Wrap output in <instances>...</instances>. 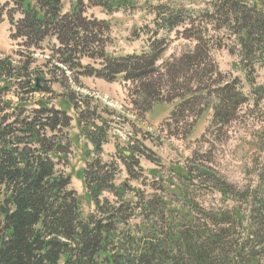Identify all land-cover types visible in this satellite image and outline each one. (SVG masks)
Returning <instances> with one entry per match:
<instances>
[{
  "label": "trees",
  "instance_id": "trees-1",
  "mask_svg": "<svg viewBox=\"0 0 264 264\" xmlns=\"http://www.w3.org/2000/svg\"><path fill=\"white\" fill-rule=\"evenodd\" d=\"M11 2L14 8L10 3L0 4V21L6 13L13 26L11 39L21 41V50L13 56H0V264H264V201L256 225L241 244L231 241L234 237L229 230L235 220L231 222L227 214L202 212L205 218L194 221L186 211L188 204L178 210L165 202L168 185L164 179L155 172L148 173L153 182L145 177L137 155L148 157L150 151L138 140L128 147L129 156L119 149L116 156L104 158L108 128L97 125L100 117L89 103L81 109L82 100L73 92L80 85V75L108 82L124 75V81L139 85L133 96H143L148 109L160 103L165 78L166 83L170 78L172 84L194 80L202 85L211 75L219 77L217 70L207 66L209 50L197 49L176 66L168 62L157 66L165 41L153 44L149 55L106 56L102 50L108 26L94 18L87 20L85 10L100 7L112 13L132 7L133 0H89L86 7L78 0L68 14H63V0ZM156 10L160 29L171 33L183 28V38L198 36L200 44L208 43L204 41L208 30L196 28V22L182 11H171L167 5ZM18 13L23 18L15 20ZM212 13L199 16L200 21H214L216 29L236 35L242 71L250 81L264 70V0H251L250 5L222 0L213 5ZM50 38L60 47L48 44L52 55L38 67L37 53ZM85 58L101 59L102 68L81 74L80 61ZM51 60L57 63L55 73L61 88H65L67 74H73L70 96H59L49 86L51 81L45 75H49ZM38 78H42L40 89L36 87ZM178 90L183 91V86ZM252 91L264 99V88ZM215 94L220 104L213 123L226 125L236 107L246 102L239 100L242 94L233 82ZM189 103L184 100L179 108L189 107ZM67 106L74 110L75 118ZM74 121L92 146L91 150L84 147L87 161L82 177L86 197L94 206L86 216L72 188L70 132ZM124 171L127 179L119 182ZM202 176L216 177L207 172ZM182 177L193 183L187 173ZM132 182L147 190L133 187ZM217 190L223 196L227 193L218 184ZM244 221L240 217L236 225L242 227Z\"/></svg>",
  "mask_w": 264,
  "mask_h": 264
},
{
  "label": "rangeland",
  "instance_id": "rangeland-1",
  "mask_svg": "<svg viewBox=\"0 0 264 264\" xmlns=\"http://www.w3.org/2000/svg\"><path fill=\"white\" fill-rule=\"evenodd\" d=\"M82 1L84 5L87 3V0ZM221 1L136 0V4H132L136 5L132 12L105 17L111 28L106 23L108 30H104L102 50L106 56L112 58L142 56L152 53L153 44L165 41L162 58L157 66L167 62L176 66L181 58L193 56L197 49L205 48L209 50L207 66L210 65L211 70H217L219 77L211 75L212 79H207L202 85L194 80L191 83L182 80L172 84L170 78L166 83L165 78L159 94L160 103L148 109L143 105V96H133L137 94L139 85L124 82V75L118 76L115 83L80 75L77 79L80 85L75 86L73 92L82 100L81 109L84 111L89 103L91 109L96 111V116L100 117L96 121L97 125L105 124L108 128L109 143L103 147L106 160L110 156H116V147L128 150L127 135H131L132 142L138 140L150 151L148 157L137 155L145 177L153 182L154 179L148 173L155 172L166 181L168 186L164 196L167 204L178 210H183L184 204H188L186 211L190 212L194 221L205 218L202 212L227 214L231 222L235 220L229 230V235L234 237L231 241L241 244L248 232L251 234V226L256 225L257 214L261 213L260 203L264 201V99H260V94L252 91L264 88V70H260L249 81L242 71L241 48L235 42L236 35H228L227 29H216L217 24L214 21L209 23L205 18L203 23L200 21L199 16H205V13L211 16L213 5ZM240 1L248 5L251 3V0ZM76 3L77 0H74L66 2L64 6L70 9ZM159 5H167L171 11H182L187 18L196 22V28L207 29L209 34L205 41L208 43L200 44L197 41L198 36L192 40L183 38L180 36L183 28L171 33L160 29L156 14ZM3 17V21H0V56H13L14 52L21 50V41L11 39L13 26L4 14ZM19 17L16 14L15 19L18 20ZM48 44L53 48L60 47L55 38L44 43V50L38 51L36 56L38 67L44 65L52 55ZM80 63L82 67L79 72L84 74L86 70H100L103 61L99 58H85ZM56 65L51 60L50 72L44 71L49 74H44L46 80L51 81L49 86L55 94L70 96L74 85L71 82L73 74H67L68 79H63L66 81L65 88H61L59 79L56 78ZM232 82L235 83L236 91L242 94L243 99L239 100H245L246 103L236 107L230 123H213L215 109L220 104L215 92ZM180 86H183V91L178 90ZM187 95L191 96L185 99ZM190 99H193L192 103H189ZM175 100L177 103L173 104ZM184 100L189 103V107L179 108ZM67 110L75 118L74 110L69 106ZM70 136L73 152L70 160L72 188L77 192L81 212L86 216L92 213L94 206L86 197L82 177L87 161L84 147L91 150L92 146L79 131L75 121L72 123ZM203 172L216 177L213 179L202 176ZM184 173L192 178L193 183H186L182 177ZM126 179L127 174L124 171L119 182ZM217 184L226 190L225 196L217 190ZM131 185L147 190L138 182H132ZM240 217L245 220L242 227L236 225ZM180 222L185 224L183 220ZM261 253L264 254V249Z\"/></svg>",
  "mask_w": 264,
  "mask_h": 264
},
{
  "label": "crops",
  "instance_id": "crops-1",
  "mask_svg": "<svg viewBox=\"0 0 264 264\" xmlns=\"http://www.w3.org/2000/svg\"><path fill=\"white\" fill-rule=\"evenodd\" d=\"M8 1L9 0H2V2H8ZM72 1H74V0H64V4L66 2L70 3ZM134 1L136 2V0H134ZM68 10L69 9L65 7V13L68 12ZM128 13H130V11H127V12H118V13H114L112 15H107V13H105V11H103V9H101V8H93L92 10L89 11V15H91L92 17L97 18V19H99L101 21H109V20L105 19V17H112L115 14L124 15V14H128ZM98 15H100L101 17H99Z\"/></svg>",
  "mask_w": 264,
  "mask_h": 264
},
{
  "label": "water",
  "instance_id": "water-1",
  "mask_svg": "<svg viewBox=\"0 0 264 264\" xmlns=\"http://www.w3.org/2000/svg\"><path fill=\"white\" fill-rule=\"evenodd\" d=\"M37 81L38 82H37V86L36 87L39 89L40 88V79H38Z\"/></svg>",
  "mask_w": 264,
  "mask_h": 264
},
{
  "label": "bare ground",
  "instance_id": "bare-ground-1",
  "mask_svg": "<svg viewBox=\"0 0 264 264\" xmlns=\"http://www.w3.org/2000/svg\"><path fill=\"white\" fill-rule=\"evenodd\" d=\"M193 2V1H192ZM154 7V6H153ZM185 11V10H184ZM200 36V35H199ZM205 41V40H204ZM216 42V41H215ZM236 42V41H235ZM208 46V45H207ZM235 51V50H234ZM211 52V51H210ZM237 71V70H236ZM228 75V74H227ZM223 82H224V80H223ZM219 88V87H218ZM244 97V96H243Z\"/></svg>",
  "mask_w": 264,
  "mask_h": 264
}]
</instances>
